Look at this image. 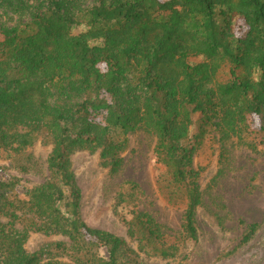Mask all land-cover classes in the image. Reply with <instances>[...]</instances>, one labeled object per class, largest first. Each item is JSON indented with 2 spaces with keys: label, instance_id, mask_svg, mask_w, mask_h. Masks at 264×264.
I'll return each instance as SVG.
<instances>
[{
  "label": "trees",
  "instance_id": "obj_1",
  "mask_svg": "<svg viewBox=\"0 0 264 264\" xmlns=\"http://www.w3.org/2000/svg\"><path fill=\"white\" fill-rule=\"evenodd\" d=\"M252 117L264 147V0H0V150L53 146L50 179L24 198L0 181V264H144L122 237L85 222L71 161L79 150L100 152L116 174L138 130L156 137L166 170L158 188L185 206L184 240L198 242L195 155L214 134L257 150ZM259 228L249 225L243 243ZM31 232L70 244L30 253ZM129 235L174 257L148 213H135Z\"/></svg>",
  "mask_w": 264,
  "mask_h": 264
},
{
  "label": "rangeland",
  "instance_id": "obj_2",
  "mask_svg": "<svg viewBox=\"0 0 264 264\" xmlns=\"http://www.w3.org/2000/svg\"><path fill=\"white\" fill-rule=\"evenodd\" d=\"M190 61L199 63L202 58ZM249 123L257 150L236 138L221 143L214 134L195 155L202 191L198 242L184 240L185 206L169 204L158 188V178L166 170L154 153L156 137L145 130L128 135V147L122 153L124 164L116 174L104 166L100 152L79 150L72 155V169L83 195V219L92 228L122 237L144 264H264V147L255 131L259 118L252 117ZM49 140L40 139L19 151L17 145L0 150V181L15 182L21 198L50 179L48 158L53 146ZM134 185L136 190L131 187ZM140 212L150 214L162 226L163 245L174 257L155 256L149 247L130 237L129 222ZM1 221L7 224L9 219ZM26 223L18 222L16 228L23 229ZM255 223L260 225L256 237L244 244L248 226ZM55 242L70 244L64 236L31 232L25 248L34 253ZM101 254L108 257L106 250Z\"/></svg>",
  "mask_w": 264,
  "mask_h": 264
}]
</instances>
